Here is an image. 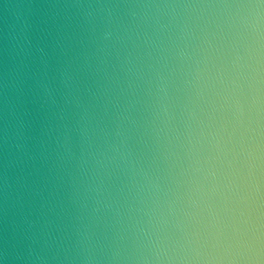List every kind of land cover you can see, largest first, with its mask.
<instances>
[{
	"label": "water",
	"instance_id": "water-1",
	"mask_svg": "<svg viewBox=\"0 0 264 264\" xmlns=\"http://www.w3.org/2000/svg\"><path fill=\"white\" fill-rule=\"evenodd\" d=\"M0 264H264V0H0Z\"/></svg>",
	"mask_w": 264,
	"mask_h": 264
}]
</instances>
